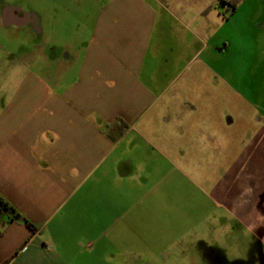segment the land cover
<instances>
[{
  "label": "crops",
  "instance_id": "0c3cea01",
  "mask_svg": "<svg viewBox=\"0 0 264 264\" xmlns=\"http://www.w3.org/2000/svg\"><path fill=\"white\" fill-rule=\"evenodd\" d=\"M212 3L102 0L84 40L44 51L38 75L3 98L0 195L39 228L1 217L0 262L166 249L170 212L201 214L204 202L213 222L264 242V109L219 74ZM219 83L247 108H220ZM172 175L193 187L174 195Z\"/></svg>",
  "mask_w": 264,
  "mask_h": 264
},
{
  "label": "rangeland",
  "instance_id": "374dc122",
  "mask_svg": "<svg viewBox=\"0 0 264 264\" xmlns=\"http://www.w3.org/2000/svg\"><path fill=\"white\" fill-rule=\"evenodd\" d=\"M101 1L0 0V104L4 97L18 90L24 77L38 75V60L44 51L55 56L65 50L68 42L86 38L87 18L98 10ZM209 1H213L210 11L218 29L212 42L221 50L231 42V49L219 52V74L228 76L234 88L248 94L264 109V35L258 29L259 24H264V0H247L235 13L228 0ZM4 5L20 7L35 23L5 26L1 13ZM217 87L220 108L235 111L247 108L238 97H231L227 87L220 83ZM182 181L174 175L169 180L174 195ZM183 186L187 190L193 187L187 181ZM177 200L172 198V204ZM203 208L197 215L192 210L170 212L169 233L164 234L169 240L166 249L156 242L152 253L122 254L114 258L97 253L79 264H264V242L254 236L255 229L242 225L227 229L221 221L213 222L210 205L204 202ZM157 232L162 236L161 227L155 226L153 236ZM137 246L146 247L140 243ZM122 251H127L124 246Z\"/></svg>",
  "mask_w": 264,
  "mask_h": 264
},
{
  "label": "trees",
  "instance_id": "16d2710c",
  "mask_svg": "<svg viewBox=\"0 0 264 264\" xmlns=\"http://www.w3.org/2000/svg\"><path fill=\"white\" fill-rule=\"evenodd\" d=\"M225 1V0H224ZM238 0H230L229 4L234 11L236 9V4ZM128 127V124L119 119L116 123V127L112 128L114 133H112V137L114 140H117L124 132L125 128ZM6 217L8 221H18L26 224L31 231H36L39 227L35 225L32 221H30L27 217H25L13 204H11L7 199H5L2 195H0V218ZM2 231L0 230V235ZM8 260L4 262H0V264H7Z\"/></svg>",
  "mask_w": 264,
  "mask_h": 264
},
{
  "label": "flooded vegetation",
  "instance_id": "af4514ba",
  "mask_svg": "<svg viewBox=\"0 0 264 264\" xmlns=\"http://www.w3.org/2000/svg\"><path fill=\"white\" fill-rule=\"evenodd\" d=\"M8 6L4 5L1 9L2 17L4 13V9H6ZM9 16V23L8 25L4 24L5 26H16V27H24L28 24H34V20L31 17L30 14L26 13L23 10L20 11H14L12 12L11 16ZM4 23V22H3Z\"/></svg>",
  "mask_w": 264,
  "mask_h": 264
},
{
  "label": "water",
  "instance_id": "95a60500",
  "mask_svg": "<svg viewBox=\"0 0 264 264\" xmlns=\"http://www.w3.org/2000/svg\"><path fill=\"white\" fill-rule=\"evenodd\" d=\"M20 11L21 10V8L20 7H17V6H14V7H7L6 9H4V13H3V21H4V24H6V25H8V24H10L9 23V16L8 15H10L11 16V14H12V12H14V11Z\"/></svg>",
  "mask_w": 264,
  "mask_h": 264
}]
</instances>
